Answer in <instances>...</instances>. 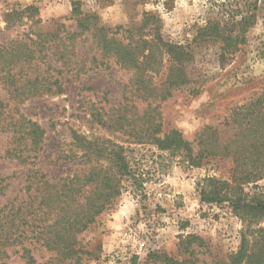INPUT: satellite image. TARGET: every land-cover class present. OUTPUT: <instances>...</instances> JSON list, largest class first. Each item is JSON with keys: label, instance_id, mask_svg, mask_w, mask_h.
Listing matches in <instances>:
<instances>
[{"label": "rangeland", "instance_id": "374dc122", "mask_svg": "<svg viewBox=\"0 0 264 264\" xmlns=\"http://www.w3.org/2000/svg\"><path fill=\"white\" fill-rule=\"evenodd\" d=\"M235 1L240 0H0V45L35 37L33 32H53L60 24H64L61 35L65 34L63 29L75 31L77 22L72 13L76 3L82 12L96 14L99 27L111 30L139 27L146 12L156 14L161 18L163 39L189 46L192 54L186 68L187 83L172 89L164 100H144L134 93L132 70L117 64L113 57H104L90 33L79 36L72 45L73 60L79 62L77 66L84 64L85 71L78 76L75 71H65L62 92L16 104L43 130L37 156L25 162L7 156L9 134L0 133V175L8 177L0 208L15 197L28 198V170H41L53 182L86 170L88 165L66 157L75 151L73 132L78 131L93 142L123 144L131 165L149 177L137 193L125 191L113 208L79 235L81 245L90 252L83 257L86 264H168L163 254L181 264H229L230 255L239 249L244 223L227 202L202 201L199 182L207 176L232 178L233 160L217 156L201 166H191L179 155L151 143H136L124 132L102 127L91 112L114 113L113 109L123 108L134 117L151 109L163 133L178 129L195 150L198 134L206 126L217 128L221 140L230 138L236 131L229 124L233 110L264 92V0H257V22L245 33L246 40L235 53L222 56V42L199 36V32L208 22L220 19L222 8H231ZM28 5L36 6L37 11L8 22L7 12ZM168 64L166 57L161 72L154 74L156 86L164 82ZM39 66L44 70L46 63L39 62ZM53 66L59 68L61 63ZM0 96L9 102L2 85ZM257 184L261 191L252 183L246 191L251 195L264 193V178ZM260 222L264 225L263 218ZM191 234L201 240L191 238ZM25 250L36 261L30 262ZM56 256L32 238L0 248V264H55Z\"/></svg>", "mask_w": 264, "mask_h": 264}, {"label": "trees", "instance_id": "16d2710c", "mask_svg": "<svg viewBox=\"0 0 264 264\" xmlns=\"http://www.w3.org/2000/svg\"><path fill=\"white\" fill-rule=\"evenodd\" d=\"M73 5L75 31L63 29L65 34L61 35L64 24H60L53 32H33L35 37L29 35L28 39H12L0 45V85L9 95V102L0 96V133L9 134L6 155L20 162L30 161L40 152L43 130L37 122L24 116L16 104L45 93L62 92L65 71H75L77 76L85 71L84 64L77 66L79 62L73 60L76 54L72 46L85 32L92 35L93 43L104 57H113L117 64L133 71L131 82L137 98L164 100L172 89L189 81L186 72L192 57L189 46L165 41L158 15L146 12L139 27L118 26L111 30L97 25L96 14L84 13L76 3ZM37 9L28 5L7 12L6 16L9 22L12 17ZM257 11V0L235 1L231 8H222L220 19L202 27L199 36L220 40L222 56L235 53L241 50L245 33L256 24ZM166 57L169 64L165 80L156 86L154 74L161 72ZM39 62L46 63L44 70ZM58 62L61 66L54 67ZM113 110L114 113L92 110L91 115L102 127L124 132L136 143H151L161 151L179 155L191 166H201L206 159L217 156L233 160L232 178L207 176L199 182L201 200L227 202L244 223L239 249L230 255L229 264H264V225L260 222L264 219L261 198L264 193L251 195L246 191L250 183L262 190L257 182L264 178V92L233 110L229 124L236 131L227 140H221L218 129L213 126L202 129L197 150L178 129L163 133L161 122L151 109L141 116L134 114L135 118L129 117L123 108ZM73 133L75 151L66 157L88 168L55 182L47 179L41 170H28V198L15 197L0 208V248L32 238L56 252L55 264H86L83 257L90 252L81 245L79 235L103 212L113 208L125 191L137 193L149 180L147 172L131 165L123 144L93 142L78 131ZM7 178L0 175V195L8 185ZM190 237L201 240L195 234ZM25 251L30 262L36 261ZM162 256L168 264H181Z\"/></svg>", "mask_w": 264, "mask_h": 264}]
</instances>
